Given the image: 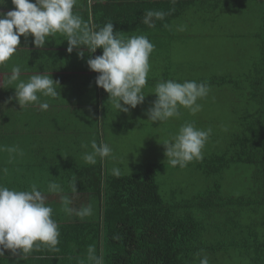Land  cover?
I'll return each mask as SVG.
<instances>
[{"label":"trees","instance_id":"1","mask_svg":"<svg viewBox=\"0 0 264 264\" xmlns=\"http://www.w3.org/2000/svg\"><path fill=\"white\" fill-rule=\"evenodd\" d=\"M257 0H144L108 2L105 6L122 7L101 12L95 8L87 14L86 24L99 30L112 22L114 32L120 36L141 32L156 35L159 30L181 26L189 9L202 8L209 13H221L227 7L241 3L250 7ZM255 9L260 28L253 36L258 58L241 72L244 77L226 76L196 80L225 89L234 88L235 106L244 105L239 121V133L223 154L198 164L207 176H222L237 165L251 168L255 186L249 194L240 197L225 196L221 184L179 202L164 200L157 182L162 164L139 163L132 174L113 177L104 166L96 180L88 181L82 195L86 206L91 204L92 215L76 218L72 232L65 231L61 253L66 254L59 262L45 264H95L89 257V247L102 258L103 264H199L207 256L209 264H264V0H258ZM204 5V6H203ZM147 11L163 12V19L153 18L154 26L143 23ZM180 21V22H179ZM163 31V30H162ZM167 37V36H166ZM153 40L151 36H147ZM97 49L96 55H101ZM92 56V57H93ZM170 57H162L163 64L170 66ZM251 66V67H250ZM237 74V75H238ZM224 91V90H223ZM97 172V169L88 168ZM75 219V217L73 218ZM67 219H65L66 221ZM69 232V233H68ZM71 245V246H70ZM6 250L0 256V264L10 256ZM12 262V256H10ZM14 262V261H13ZM11 264H14V263Z\"/></svg>","mask_w":264,"mask_h":264},{"label":"clouds","instance_id":"2","mask_svg":"<svg viewBox=\"0 0 264 264\" xmlns=\"http://www.w3.org/2000/svg\"><path fill=\"white\" fill-rule=\"evenodd\" d=\"M6 0H2L0 5ZM14 6L6 13L0 11V66L8 62L17 52L21 44V37L32 36L33 44L37 48H44L50 37L59 33L68 42L67 52L71 54L74 49L81 59L86 49L87 59L91 71L98 73L96 85L109 94L114 109L118 112L128 113L144 103L146 95L144 88L150 70L149 58L154 51V45L147 36L138 35L121 37L114 32L112 22L106 23L99 30H92L83 22L82 18L73 13L77 0H11ZM164 13L160 11H147L143 23L154 26L153 18L163 19ZM97 49L102 54L92 57ZM21 68L14 65L7 83L14 85L15 99L23 109L31 103H39L41 110H47L49 104L41 102L39 95L56 98L60 95L55 81L48 75L36 74L25 82L20 80ZM210 91L206 83L196 81L174 80L158 82L154 89L156 95L152 106L147 110L151 122H165L180 116V109H187L192 115L202 110L198 100L206 97ZM212 129H199L192 122H185L179 131L163 144L166 148L165 156L173 167H186L193 160L202 159V149L211 135ZM91 152H86L83 159L88 164H96L97 158L104 159L112 154L107 143L97 144L93 139L90 142ZM82 147L87 148L84 144ZM3 150V149H0ZM7 151L23 155L16 147H9ZM6 173L7 169H3ZM112 174L121 175L119 168H113ZM76 182L73 190L76 191ZM48 192L62 193L60 184L49 182ZM64 210L81 219L92 215L91 204L79 209L69 207L71 201L67 196L61 197ZM53 209L46 204L44 193L37 185H31L30 190L10 189L0 184V256L10 250L12 255H27L34 249L46 246L56 249L59 243V228L52 218ZM95 249L89 247V257L95 264H103L102 258L96 256ZM199 264H209L207 256L200 259Z\"/></svg>","mask_w":264,"mask_h":264},{"label":"crops","instance_id":"3","mask_svg":"<svg viewBox=\"0 0 264 264\" xmlns=\"http://www.w3.org/2000/svg\"><path fill=\"white\" fill-rule=\"evenodd\" d=\"M129 1L134 0H77L73 13L80 16L85 23L87 14L91 15L94 8L101 12L124 9L125 5L118 8L105 6V3ZM13 7L11 0H6L0 5V11L6 13ZM138 35L144 34L135 32L121 37ZM145 35L153 38L150 42L154 45V51L150 59L162 64L163 56H155L157 49L172 44L175 36L166 35H176V29L162 28L156 35ZM33 39L32 36L27 38L22 36L17 52L5 65L0 66V149H3L0 150V184L16 190H30L31 185H37L46 197V204L53 209L52 218L58 225L60 236L56 249L42 245L39 250L34 249L27 255L11 254L14 264L59 262L61 258L70 255L69 248L66 249L60 244L64 242L65 231L74 230V225L70 224L80 217L75 215V212L69 214L64 210L61 197L67 196L70 199L69 207L72 209L86 206V197L80 190H83L88 181L94 182L96 177H99V171L103 166L110 176L116 177L112 174L113 168H119L120 176H125L126 174L122 173L123 169L128 163L132 165L133 161L132 156L125 158L123 164L119 166H114L110 157L104 159L98 157L94 165L84 161V154L92 151L91 140L95 139L97 144L108 142L110 131L105 130V122L108 120H118L126 130H118L115 135L124 133L129 139L135 136L128 122V115L114 109L109 94L96 85V77L99 74L89 69L87 59L90 57L86 49L82 48L85 56L81 59L76 49L71 54L67 52L68 42L59 33L50 37L44 48L35 47ZM96 53L97 51L94 55ZM14 65L20 66V80L25 82L36 74L48 75L59 81V84L55 85L60 93L58 97H44L38 94L41 102L49 104L47 110H41L39 103L28 104L23 109L20 107L15 99L16 90L12 88L14 85L7 83V77L11 75ZM165 68H169L167 64ZM150 73L151 71L149 75ZM145 105L150 106L146 101L139 108L141 112L144 111ZM141 127L144 128V123L138 126L139 129ZM84 144L88 147H82ZM9 147H16L23 155L10 154L7 151ZM88 168L97 169V172L88 171ZM3 169H7V172L5 173ZM87 177L92 180L86 181ZM49 182L60 184L63 192H48ZM74 182L76 191L72 187ZM63 247L67 255L61 253ZM10 256L4 258V264L12 263Z\"/></svg>","mask_w":264,"mask_h":264},{"label":"rangeland","instance_id":"4","mask_svg":"<svg viewBox=\"0 0 264 264\" xmlns=\"http://www.w3.org/2000/svg\"><path fill=\"white\" fill-rule=\"evenodd\" d=\"M259 6L260 2L257 0L253 5V12L250 7H242L239 3L225 8L220 14L212 11L207 13L198 7L196 9L199 12L189 9L184 19L180 20L182 25L176 27V35H166L175 36L172 44L157 49L155 56L170 57L169 68L149 58L151 73H148L147 81H150L143 91L146 95L144 103L148 101L150 106L145 105L141 112L139 108L143 103L127 113L135 136L129 139L124 133L115 135L118 130L126 131L122 124L118 120L105 122V130L110 131L107 144L112 149L109 157L112 158L113 165L119 166L125 158L132 156V165L128 163L122 171L130 175L132 167L139 163L162 164L157 182L166 201L179 202L191 198L211 189L215 183L221 184L225 196L234 197L248 195L249 190H253L255 186L249 179L252 175L251 168L245 165L234 166L222 176H207L198 168L199 162L223 154L231 138L241 131L238 126L245 112L244 105L233 104L236 102V93L232 86L226 85L225 89L210 86L208 95L198 100L202 110L195 115L181 108L178 118L161 123L149 121L146 113L157 98L153 92L158 82L174 80L183 83L226 76L230 72H240L232 74L233 77L240 78L249 73L244 71L243 75L241 70L258 58L253 36L260 28L259 16L255 10ZM185 122H192L203 130L210 128L212 132L202 149V159L193 160L186 167H173L167 161L163 143L174 136ZM141 123H144V128L139 129Z\"/></svg>","mask_w":264,"mask_h":264}]
</instances>
